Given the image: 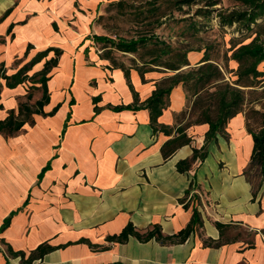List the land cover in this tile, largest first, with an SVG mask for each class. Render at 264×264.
<instances>
[{
  "label": "crops",
  "instance_id": "crops-1",
  "mask_svg": "<svg viewBox=\"0 0 264 264\" xmlns=\"http://www.w3.org/2000/svg\"><path fill=\"white\" fill-rule=\"evenodd\" d=\"M107 1L0 0V65L10 74L46 49L27 74L38 78L45 61H54L45 72L49 98L42 109L57 106L52 114L34 113V123L13 135L0 133V225L16 209L0 229V264H264V180L253 193L244 173L252 136L243 112L208 142L203 159L178 170L177 161L203 144L208 123L187 126L190 142L162 155L163 142L185 121L175 117L186 105L184 88L172 86L157 117L171 131L154 129L140 103L173 71L154 65L141 74L138 59L113 64L100 54L93 19ZM202 53L189 50L190 64ZM1 82L0 118L17 109L30 86L41 87L29 79L13 87ZM193 207L202 224L182 241L107 238L129 221L140 231L158 223L163 233H174ZM215 221L255 230L253 244L244 237L203 243L219 237ZM43 242L53 248L30 263L6 250L10 245L27 257Z\"/></svg>",
  "mask_w": 264,
  "mask_h": 264
},
{
  "label": "trees",
  "instance_id": "trees-1",
  "mask_svg": "<svg viewBox=\"0 0 264 264\" xmlns=\"http://www.w3.org/2000/svg\"><path fill=\"white\" fill-rule=\"evenodd\" d=\"M220 1L149 0L147 1L148 5H140L135 10V14L141 18L149 15L157 16L158 18L164 15L163 12L159 11L163 6L170 10H180L184 5L191 6L196 3L200 5L195 7L194 15L209 17L214 10L220 26H232L235 24L236 30L240 34L239 36L230 37L232 42L228 47L230 52H224L222 62L212 57L207 49L209 47L205 46L200 59L196 63L190 64L187 52L193 49L200 50L201 47L186 46L184 44L173 45L157 37V35L141 34L138 37H118L114 40L107 35L98 33L94 34V38L97 41L109 42V44H105L102 47L100 54L109 57L113 64H116L117 60L112 55V48L134 52L137 51L140 45H143L146 46L148 57H140L138 59L142 64L136 65V67L141 74L146 69L154 68V65L173 71L171 75L160 80L152 93L140 103V105L148 108L149 122L154 129L160 128L167 133L171 131L172 126L160 124L157 121V117L168 104V93L172 86L178 82L182 83L186 105L176 113L175 117L176 119L185 118V121L176 127L177 134L168 138L161 145V152L164 157L169 156L181 144L190 142L191 137L185 132L187 126L193 123H208L203 144L200 147H193L192 154L189 157L177 161L176 166L180 171L188 169L196 158L203 159L208 151V142L217 133L225 134V126L229 118L240 111L243 112L246 129L252 136L250 160L244 169V173L252 182L253 193H255V189L264 180V67H258L260 62H264V0H233L237 5L231 7L217 6ZM108 4L124 6L125 1L109 0ZM190 25L195 26L194 21H191ZM243 28L247 32H253L251 38L247 41H244V39L249 35L242 36ZM197 29L198 27L195 28V30ZM148 41L151 42L150 46L147 45ZM53 49L56 52L60 51L57 47ZM45 53L46 49L36 53L27 63L21 65L10 74H7L2 65H0V90L2 87L1 78H4L6 86L9 87L29 79L32 82H40L43 89L42 95L35 100L33 105L26 101H20L16 110L13 108L8 109L7 114L0 118V133L4 136L13 135L22 130L26 122L33 124L34 113L52 114L57 108L55 105L48 112L42 109L43 104L49 98L45 72L53 60L48 59L45 61L41 69L42 74L38 78L27 74L30 66ZM228 59H234L237 62L235 68L227 66ZM124 72L128 78V69L124 68ZM136 98L137 96L135 95L134 99L136 100ZM133 105L136 106V104ZM1 106L2 104L0 103ZM123 106L116 105L114 108ZM47 166L46 164L42 167L39 175ZM254 177L258 178L257 182H254ZM189 189V187L186 189L185 195L188 194ZM15 211L16 209L11 210L4 217L0 229L9 223L11 215ZM201 224L200 213L196 207H193L189 222L174 233H163L158 223H153L150 228L140 231L129 221L118 233L110 234L107 238L123 241L131 234L140 240L154 237L160 242H178L184 240L195 227ZM215 225L219 229V237L217 239L204 238L203 243L219 245L238 237H244L247 245L251 246L253 244L255 230L221 221H215ZM260 230L264 233V228ZM52 248L53 246L46 242L40 243L30 250L27 257H24L25 251L13 250L10 245H7L6 250L14 255L19 254L22 263H30L34 257L40 256Z\"/></svg>",
  "mask_w": 264,
  "mask_h": 264
},
{
  "label": "rangeland",
  "instance_id": "rangeland-1",
  "mask_svg": "<svg viewBox=\"0 0 264 264\" xmlns=\"http://www.w3.org/2000/svg\"><path fill=\"white\" fill-rule=\"evenodd\" d=\"M124 6L108 4V1L101 6L100 13L93 19L94 29L97 33L107 35L112 39L118 37H138L141 34L149 36L157 35V37L164 39L173 45L184 44L192 47H209L207 48L212 57L218 61H223V54L225 51L229 53L232 36H239L235 24L232 26H220L213 10L209 17L194 15L193 11L199 3L191 6L184 5L180 10H170L164 6L159 10L164 15L159 16H145L141 18L135 14V10L140 5H148L149 0H124ZM237 5L233 0H221L217 6L231 7ZM147 14V13H146ZM191 21H194L195 26H191ZM198 27L197 30L195 28ZM247 36L244 41L251 38L253 32L243 28L242 36ZM96 40V39H95ZM97 41V40H96ZM95 41V42H96ZM97 46L101 49L109 42L97 41ZM151 42L148 41V46ZM112 55L120 62H134L140 57H148L146 46L140 45L137 51L128 52L121 51L117 48H112ZM232 60H227V66H232ZM259 68L264 67V62L258 64ZM37 72L34 73V77ZM228 74V73H227ZM36 78V77H35ZM27 83V81H26ZM28 85V84H27ZM42 92L41 87L28 88V92L24 97V101L33 105L35 99L40 97ZM258 178L254 177V182ZM231 232V231H230Z\"/></svg>",
  "mask_w": 264,
  "mask_h": 264
}]
</instances>
